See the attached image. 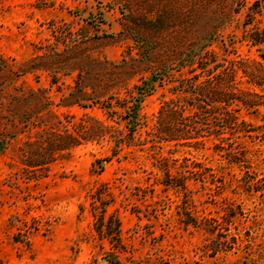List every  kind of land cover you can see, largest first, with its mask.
Masks as SVG:
<instances>
[{
	"label": "rangeland",
	"instance_id": "rangeland-1",
	"mask_svg": "<svg viewBox=\"0 0 264 264\" xmlns=\"http://www.w3.org/2000/svg\"><path fill=\"white\" fill-rule=\"evenodd\" d=\"M137 1L0 0V264H264V107L240 112L248 134L176 146L156 135L162 102L173 97L167 85L145 99L134 146L114 156L107 138L74 149L46 176L22 170L23 146L45 137L44 124H74L87 113L123 127L100 104H74L82 85H96L98 97L128 98L177 52L166 48L177 29L151 35L130 22L138 14L129 10L187 11L188 0ZM236 3L197 0L196 9L219 5L229 14ZM244 22L245 10L230 19L226 51L214 46L220 61L262 62L264 44L244 37L264 30V16L247 29ZM40 56L66 71L22 76ZM242 87L264 95V87ZM191 164L201 165L198 177L179 182ZM115 220L118 237L108 234Z\"/></svg>",
	"mask_w": 264,
	"mask_h": 264
},
{
	"label": "trees",
	"instance_id": "trees-1",
	"mask_svg": "<svg viewBox=\"0 0 264 264\" xmlns=\"http://www.w3.org/2000/svg\"><path fill=\"white\" fill-rule=\"evenodd\" d=\"M137 2L141 5L133 3L134 7L135 5L143 7V1ZM173 2L176 4L180 0ZM196 2L197 0H188L191 8L187 11L166 8L156 14L151 9L138 12L129 10L130 14H138L136 20L130 22L151 35H163L177 29L175 33L179 34L176 33L172 42L166 46L167 53L170 54L172 49L177 52L171 56L170 62L148 71V75L133 87L128 98L98 97L96 85H82L74 104L85 109L100 104L108 120L118 119L119 122L116 123L123 127H116L87 113L74 124L69 121L67 124L60 122V126L55 128L44 124L45 137L40 136L38 141L28 142L23 146L22 170L27 174L46 176L53 164L66 160L74 149L90 142L100 144L107 138L115 145L112 150L114 156L118 155L124 146H134L135 135L143 125L141 111L145 99L167 85H172L170 92L173 97L164 99L158 112L156 135L161 142L196 147L209 137L228 141L232 137L227 135L250 133L249 125L241 119L240 112L258 111L264 107V95L243 88L242 84L245 81L247 84L264 87V55L261 56L262 62L249 59L220 61L214 46L221 43L220 48L224 49L226 43L223 34L230 24V19L242 10H245L243 25L246 29L251 27L258 17L264 16V0H236L239 7H235L236 9L229 14L224 13L219 5L202 11L197 10ZM199 32L204 34L203 37H199ZM244 40L253 45H262L264 30L250 31ZM231 42L232 45L236 44L233 40ZM44 60L46 59L43 56L30 60L22 67V76L38 71L56 74L66 71L62 67L65 65L64 62L58 64ZM54 61L58 59L53 58L52 62ZM92 61L100 64L97 60ZM69 66L67 70L71 72L72 65ZM87 88H90L91 93ZM93 95L95 97L91 98ZM88 102H92L93 105H89ZM18 122L32 124L31 121ZM4 146V143H0V151ZM200 168V164L183 167L178 181L195 179L201 172ZM174 179L175 177L172 180ZM172 186L183 187L184 184ZM119 232V223L115 220V226L108 227V234L111 236L116 234L118 237ZM212 248L215 252L219 250L216 247Z\"/></svg>",
	"mask_w": 264,
	"mask_h": 264
}]
</instances>
